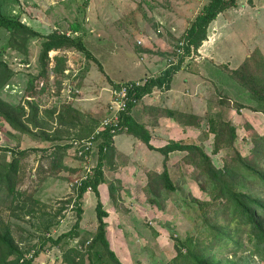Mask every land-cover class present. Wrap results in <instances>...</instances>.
<instances>
[{
    "label": "rangeland",
    "instance_id": "374dc122",
    "mask_svg": "<svg viewBox=\"0 0 264 264\" xmlns=\"http://www.w3.org/2000/svg\"><path fill=\"white\" fill-rule=\"evenodd\" d=\"M205 1L6 0L3 7L5 8L7 5L6 12L17 15L22 21L42 33H47L54 28L70 31L72 23L75 22L81 25V30L72 33L83 35L86 47L103 64L107 73L100 70L99 64L85 56L84 52L76 48H70L65 57V59L68 58L67 69L65 68L66 70L63 71L57 69L53 73V81L55 80V74L57 78H60V88L56 98L60 102L69 97L72 100V97L84 94L77 99L78 103L81 106H88L100 102L99 104L103 106L99 114L103 117L108 113L113 87L106 78L116 80L119 77H138L160 73L158 71L159 67L152 65L158 60L160 61L159 66L168 62V57H172L171 50L174 49L178 37L189 24V17ZM237 1L236 6L226 8L221 12L228 22H225V25H227L224 29L220 32L212 31L208 34L211 35L210 38L214 41V46L209 53L215 62H211V58L200 61L199 55L201 53L199 49L205 45V42H202L196 53L187 56L183 62L181 68L183 72L180 71L181 74L185 71L192 75L196 71L205 72L211 77L208 79V83L204 82L202 77L199 76L203 73H199V75L195 73L188 87L185 88V92H182V90L179 92L183 97L185 107L197 111L198 114L204 117L212 110L219 111L224 119H229L234 123L238 131L234 147L244 154L252 146L250 140L252 129L257 130L260 134L264 133V115L249 107V105L254 104L249 92L234 80L226 69L221 68L216 63L225 62L230 67L236 66L254 48H258L264 55V0H254L255 7L249 6L246 0ZM221 14L218 19H223ZM212 21L209 26L213 24ZM93 24H96L95 29L92 28ZM6 39L7 32L5 29L0 28V46L6 42ZM41 39L40 36L30 38L27 41L26 54L12 47H8L3 51V57L9 62L14 71L9 83L0 89V95L4 99L12 103L23 101L22 95L26 93L29 76L37 73L41 67L38 62ZM144 49L146 52H144ZM138 51L141 52L142 59ZM148 52L157 55L158 60H154L153 55H149ZM24 57L28 59V63L23 62ZM175 59L174 56L173 60ZM113 64H116L115 67L112 66ZM88 73L90 74L87 75ZM178 76L179 74H177ZM65 78H68L67 86L70 88V92L66 91V87L62 89V81ZM53 81L50 84L53 88H56ZM95 87L98 88L99 93L92 95L94 92L92 94L91 92ZM220 94H226L231 100L243 102L246 106L236 109L230 106L231 104H222ZM52 97L50 98V94L44 97L43 102L46 106L51 104ZM96 100L98 101L96 102ZM75 104H77L76 100ZM205 128L204 118L201 121V127L193 128L184 125L178 127L179 130L169 131L166 135L168 138L180 135L182 138L177 139L202 144L206 152L210 154L213 162L220 166L223 163V157L227 156V149H220L218 152L213 153L211 151L212 134L206 136L203 133ZM0 131V142L4 146L32 149L20 160L19 175L21 181L18 187L33 191V197L37 199L35 211L38 209L40 212L45 209L46 212L54 216L56 222L51 224L52 230H50V233L55 237L61 231L69 229L75 219V210L71 207L74 204V188L70 182L76 176L81 175V161L77 162L79 158L73 157L74 154L67 152L62 158L66 167L62 166L48 173L40 172L38 165L42 161L41 154H43V151L41 147L47 148L45 153L50 152L52 143L40 139L34 132L21 133L10 129L9 125L1 118ZM121 136L122 133H119L115 135V139L119 140ZM64 140L66 141L67 138L61 141ZM2 146L0 147V154L3 152ZM156 152L160 155V159L155 153L153 156H149L144 166L139 167L137 165L135 167L134 176L131 177L136 182L125 193L130 196L120 197L118 205L109 197L103 198L104 206L110 212L108 218L110 225L107 227L111 240L110 246L115 247L118 257L124 264H165L174 252L172 233L195 235L201 228L199 217L189 203L191 198L207 199L208 194L200 188L198 180L194 177L193 167L179 160L185 151L171 152L168 160L170 175L178 185L174 192H171L168 196L163 194L157 198L159 203H155L148 199V192L141 188L144 185L148 168L156 171L162 169V155L158 151ZM10 158V151L7 150L6 159ZM250 188L257 193L264 194L257 186L250 185ZM135 192H138L137 197L132 195ZM95 202V195L91 190L83 193L84 229L80 230L79 235L75 238H68L63 249L71 244L78 245L80 239L94 229ZM6 203H8L7 200L6 202L0 201V213L12 223L14 235L20 240V244L24 241L35 242L37 238L33 235H25L28 230L18 229L17 225L29 229L36 235L46 234L43 229L35 232L36 229H32L29 224V227H27L25 225L28 222L27 216L25 218H19L21 215H18V217L13 216L10 208L6 207ZM113 239L117 242V245L113 243ZM242 240L247 243L245 236L242 237ZM63 249L56 245L45 244L43 250L37 256H34L31 264H67L62 258ZM240 253L244 255L245 264H264V260L260 259L258 255L252 257L247 251H239L237 255ZM227 256L229 257L230 254H227Z\"/></svg>",
    "mask_w": 264,
    "mask_h": 264
},
{
    "label": "trees",
    "instance_id": "16d2710c",
    "mask_svg": "<svg viewBox=\"0 0 264 264\" xmlns=\"http://www.w3.org/2000/svg\"><path fill=\"white\" fill-rule=\"evenodd\" d=\"M5 1L0 0V28L7 32L6 42L0 46V89L9 83L14 74L2 54L6 48L12 47L26 54L27 41L33 37H42L38 52V62L41 67L37 73L29 76L26 93L22 95L23 101L12 103L0 95V118L9 125L10 129L21 133L34 132L39 138L52 143L50 152L45 153L47 148L41 147L42 161L38 165L40 172L48 173L65 166L62 164V156L66 148L71 145L70 139L89 136L100 122L71 103H58L56 96L60 88V78L55 74L53 81V73L57 69L63 71L67 67L68 58L65 57L70 48L84 52L85 56L99 64L100 70L103 71V68L97 57L86 47L83 35L72 33L81 30L78 22L72 23L70 31L54 28L42 33L22 21L17 15L6 12L8 6L3 7ZM246 2L251 6L254 5V0H246ZM236 5L237 0L203 2L178 37L176 47L182 48V51L172 49L171 54L176 59H171L160 73L145 76L141 79L143 82L137 85L131 79L117 82L111 79L112 88H119L123 83L131 81L132 85L128 88L130 98L126 100V108L119 112L121 127L115 128L114 131L106 127L95 135L93 150L97 148L95 150L97 160L92 162L93 173L74 188V204L71 206L75 210L74 222L69 229L61 231L55 237L50 233L49 226L56 222L51 214L41 220L46 234L36 235L29 229L27 231L23 226L17 225L18 229L27 231L26 235L37 238L35 242L30 240L31 242L24 241L20 244V240L14 235L12 223L0 213V264H31L34 256L43 250L45 244L56 245L63 249L68 238L78 236L83 212L82 195L87 186H90L96 195L95 227L80 239L78 245L71 244L63 249L62 258L67 264H124L110 246L105 220L108 211L104 208L97 189L98 184L105 178L103 166L107 163L108 166H112L115 151L113 136L122 131L138 137L148 148L156 149L163 155L162 170L148 169L146 172L143 190L148 192L150 201L159 203L157 198L163 194L168 196L178 188L166 164L170 152L174 150L185 151L181 160L193 167L194 177L198 180L200 188L208 194L207 199L191 198L189 204L195 209L201 228L195 235L172 233L174 252L165 264H245L244 255L241 253L237 255L239 251H247L252 257L258 255L264 260V194L250 188V185H254L264 192V133L260 134L252 129L250 134L252 146L248 152L242 154L234 147V141L238 136L237 127L229 119H224L221 112L212 110L204 117L191 111L149 105L148 110L154 120L160 114L172 118L179 124L201 127V121L205 118L206 128L203 133L206 136L212 134L211 151L216 153L220 149H227V156L223 157L222 165L218 166L203 145L195 141L170 138L166 143L154 146L150 142L151 133L147 123L138 121L130 112L132 106L153 88L170 87L173 74L180 69L185 58L196 53L203 40L208 39L209 23L218 13ZM22 60L29 62L25 57ZM218 64L249 92L254 100V104L249 107L264 115V55L259 49L254 48L236 66L230 67L225 62ZM50 80L54 82L56 88L52 87ZM49 94L50 98L53 96L52 102L46 106L43 101ZM219 97L222 104H231L230 106L236 109L246 106L243 102L231 100L226 94H220ZM64 138H68V141L61 142ZM0 145L2 146L3 143L0 142ZM7 150L11 154L8 160ZM30 150L32 149L3 145V152L0 154V201H8L6 207L10 208L13 216L21 215L19 218H25L29 215L28 221H31L35 212L37 199L33 197L32 190L20 189L18 185L21 181L20 160ZM120 189L119 180L108 182L109 195L117 205ZM243 236L246 237L247 243L242 240ZM227 254L230 256L228 257Z\"/></svg>",
    "mask_w": 264,
    "mask_h": 264
},
{
    "label": "crops",
    "instance_id": "0c3cea01",
    "mask_svg": "<svg viewBox=\"0 0 264 264\" xmlns=\"http://www.w3.org/2000/svg\"><path fill=\"white\" fill-rule=\"evenodd\" d=\"M249 6H251V5H249ZM251 7H255V6L252 5ZM197 11H195V13ZM195 13L192 16H190L189 18L191 19L195 15ZM220 14H221V12L218 13L217 16L213 19V21H212L213 24H211L210 26L208 25V34L210 32H212V31L220 32L227 25V24L225 25V22H227V21L225 20L224 14H221L223 16V19H218ZM92 28L95 29L96 28V24H93ZM145 32H147V31H145ZM210 36L211 35H208L209 40L205 39L203 41V42H205V45L199 49L200 50L199 52L201 53L199 56H200V61H202V60H204L206 58H211V62L214 63L215 60L209 53V51L214 46V41L211 40ZM144 52H146V50ZM144 52H142V53H144ZM138 53L140 54V58H141V52L138 51ZM148 53H149V55L152 54L151 52H148ZM152 55H153V59L154 60H158L157 55H155V54H152ZM164 59H166V58H164ZM69 62H70V59H69ZM159 63H160V61L158 60L152 66H155V67L158 66L159 67L158 71L161 72L166 64L159 66ZM216 64L218 65V62ZM115 65L116 64H113L112 66L115 67ZM182 66H183V64H182ZM182 66L180 67V69L178 71H176L173 74L169 88H166V89L165 88H158V87L153 88V90L151 92L146 93L145 95H143L138 100V102L135 103V105L132 106V109L130 111L132 116L135 117V119H137L138 121H143V122L147 123V126L150 129V133H151L150 142L154 146L162 145V144L166 143L168 141V139H170V138H174V139L175 138L176 139L177 138H182V136H180V135H177L178 137L177 136H172V137L168 138V136L166 134L169 131H173L175 129H178V127H180V126H184V124H179L178 122L174 121L172 118H170V117H168L166 115H160V114L157 115L156 120H154L153 115L148 110L149 105L166 107V108H176V109H181V110H186V111H191V112L197 113V111H194L193 109H189V108L185 107V105L183 104L184 103L183 97H182V95L180 94L179 91L182 90V92H185V90H186L185 88L188 87V85L190 83V80L192 79V76L195 73H196V75H199V73H203L202 75H199V76L202 77V80H204V82H207V83H208V79L211 78L209 76V74H207L205 72H201V71H196L195 73H193V75L189 74L187 71H185L184 73L181 74V72H183V69H181ZM102 68H103V71L105 73H107L105 71V69H104L103 64H102ZM89 74L90 73H88L87 75H89ZM177 74H179L178 77H177ZM143 76L145 77V76H148V75L146 74V75H142V76H138V77L137 76H134V77H119L116 80H114L112 78H106V80L111 83V79L113 81L117 82V81H121V80H125V79H134V78H140V77L144 78ZM176 77H177V79H176ZM180 79H181V81H180ZM67 82H68V78L63 79V81H62V84H63L62 89L64 87H66L68 89ZM195 84H196V82H195ZM67 89H66V91H67ZM95 93L96 94L99 93V90H98L97 87H95V89H93V91L91 92L92 95H94ZM68 95L70 96V94H68ZM83 95L84 94H79V95H77L75 97H72L73 98L72 100L69 97L68 99L60 101L58 103L59 104L71 103L75 107L79 108L81 111H83V112H85V113H87V114H89V115H91V116H93L95 118L98 117L97 119L100 121L102 116H100L99 113H100L101 108H102L103 105H100L99 104L100 102H99V103H96V104H93V103L91 105L89 104L88 106H85V105L81 106L78 103L77 99L81 98ZM75 100L77 101V104H75ZM97 101L98 100H96V102ZM185 126H187V125H185ZM189 126H192V125H189ZM192 127L196 128L194 126H192ZM123 132H125V131L119 132V133H122L121 139H119V140L115 139V135H117L119 133H117V134H115L113 136V143H114L115 151H114L113 159H112V162H111L112 166H108V163H107L102 168L105 178L97 186L99 197H100L102 203H103V198L109 197L111 199V197L109 195V191H108V182L111 181V180L117 179V180L120 181V184H121V189L119 190L120 197H123V196H127L128 197V196H130V195H126L125 193H127L128 189L131 188V185H134V183L136 182V181H134L133 177H131V176H134L133 172L135 171L134 170L135 167L137 165L139 167L140 166H144L145 165V161L149 158V156L150 157L153 156L155 153H157L156 151H158L156 149L148 148L147 145L141 139H139L138 137H136V136H134V135H132L130 133H127V132H125V134H123ZM64 141H61V142H64ZM67 141H68V138H67L66 142ZM95 150H97V148ZM95 150L92 151L91 156H90V159H91L90 162L91 163L93 161H95V159L97 160V158H96L97 157V151H95ZM174 151H180V150H174ZM67 152L68 153H72L71 145L66 148V150L64 152V155ZM171 152H173V151H171ZM171 152H170L169 158L167 159V162H166L169 172H170V169H169V165H168L169 164L168 160L170 159ZM159 153L162 155L161 152H159ZM156 155L160 159V155H158V153ZM63 156H62V158H63ZM72 156L74 157V155H72ZM92 156H93V159H92ZM179 160L182 161L180 158H179ZM79 161H80V159L77 160V162H79ZM161 161H162L161 165H162V168H163V155L161 156ZM62 164L65 165V163L63 162V159H62ZM65 167H66V165H65ZM148 169H152V168H148ZM153 170H155V169H153ZM145 183H146V179L144 180V185H145ZM143 186L141 187L142 189H143ZM91 191L93 192V190H91ZM94 195H95V193H94ZM132 195L137 197L138 196V192H135ZM95 199H96V195H95ZM103 206H104V203H103ZM104 208L108 211V209L105 206H104ZM84 211H85V209L83 208V212ZM83 212H82V214H83ZM44 215H46L47 217L44 216ZM48 215H49V213L46 212L45 209L43 211H40V212L37 209L35 212H33V216L31 218V221L26 222L25 225L27 227H29V225L32 226L31 228L32 229H36L35 231L41 230V229H43V225H41V220L48 218ZM28 216L29 215H27V217ZM109 217H110V212L108 211V215L105 217L106 229L110 225L109 224L110 221L108 222V218ZM81 219H82V221L80 220L78 231L84 229V227H83L84 226L83 225V222H84L83 221V215H82ZM51 226H49V227L51 228ZM23 229L27 230V228H25V227H23ZM50 230H52V228ZM82 232H84V231H82ZM106 233H107L109 241L111 242L110 236L108 235V229H107ZM25 235H26V233H25ZM113 243L115 245H117V242L115 240H114ZM112 249H114V251L116 252V254L118 256V253H117V251H116L114 246L112 247Z\"/></svg>",
    "mask_w": 264,
    "mask_h": 264
},
{
    "label": "built area",
    "instance_id": "2783aa9c",
    "mask_svg": "<svg viewBox=\"0 0 264 264\" xmlns=\"http://www.w3.org/2000/svg\"><path fill=\"white\" fill-rule=\"evenodd\" d=\"M175 49L178 50V52L182 51V48L180 47H175ZM171 59H173V57H169V60ZM133 82L137 85L142 83L143 80L136 79ZM131 85L132 83L130 81L128 83H123L119 88H112L108 113L100 119L99 125L95 128V130L87 137L70 139L72 154L80 159V165L82 166L81 175L76 176L73 180H71L72 182H70L73 188L79 186L83 179L93 173L92 163L90 162V154L95 147V135L106 127L110 128L111 131H114L115 128L121 127L119 112L120 110L126 108V100L130 98L128 97V88ZM67 92H70L69 87ZM89 190H91V187L87 186L86 191Z\"/></svg>",
    "mask_w": 264,
    "mask_h": 264
},
{
    "label": "clouds",
    "instance_id": "9594fccd",
    "mask_svg": "<svg viewBox=\"0 0 264 264\" xmlns=\"http://www.w3.org/2000/svg\"><path fill=\"white\" fill-rule=\"evenodd\" d=\"M204 40H205V39H204ZM204 40H203V41H204ZM175 47H176V45H175ZM175 47H174V49H175ZM169 57H170V56H169ZM169 57H168V62L170 61V60H169ZM172 57H173V56H172ZM168 62H167V63H168ZM167 63H166V64H167ZM144 78H145V77H144ZM141 79H142V78H141Z\"/></svg>",
    "mask_w": 264,
    "mask_h": 264
}]
</instances>
